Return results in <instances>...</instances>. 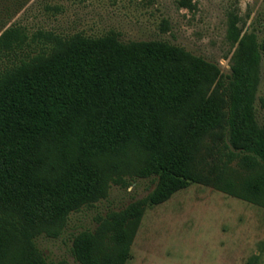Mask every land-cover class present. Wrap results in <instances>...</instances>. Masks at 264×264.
I'll return each instance as SVG.
<instances>
[{
  "label": "trees",
  "instance_id": "1",
  "mask_svg": "<svg viewBox=\"0 0 264 264\" xmlns=\"http://www.w3.org/2000/svg\"><path fill=\"white\" fill-rule=\"evenodd\" d=\"M34 36L41 48L10 60L24 36L0 28V264H52L33 229L62 225L102 197L116 160L136 158L154 188L73 236L80 264H124L145 207L191 182L264 209V126L254 112L264 43L233 34L225 74L162 40Z\"/></svg>",
  "mask_w": 264,
  "mask_h": 264
},
{
  "label": "rangeland",
  "instance_id": "2",
  "mask_svg": "<svg viewBox=\"0 0 264 264\" xmlns=\"http://www.w3.org/2000/svg\"><path fill=\"white\" fill-rule=\"evenodd\" d=\"M10 26L24 36L10 60L41 48L34 36L39 30L62 36L114 33L123 42L162 40L183 47L227 74L237 47L233 34L264 43V0H0V28ZM258 70L254 112L264 126V50ZM136 162L131 157L106 166L102 197L70 212L62 225L33 229L41 257L80 264L71 254L73 236L154 188L151 178L137 174ZM263 215L260 205L191 182L145 207L124 264H264ZM36 251L28 248L26 254Z\"/></svg>",
  "mask_w": 264,
  "mask_h": 264
}]
</instances>
